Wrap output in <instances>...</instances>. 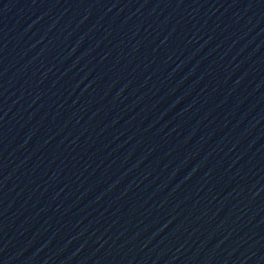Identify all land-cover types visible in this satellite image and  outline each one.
Listing matches in <instances>:
<instances>
[{"label": "water", "instance_id": "water-1", "mask_svg": "<svg viewBox=\"0 0 264 264\" xmlns=\"http://www.w3.org/2000/svg\"><path fill=\"white\" fill-rule=\"evenodd\" d=\"M0 264H264V0H0Z\"/></svg>", "mask_w": 264, "mask_h": 264}]
</instances>
